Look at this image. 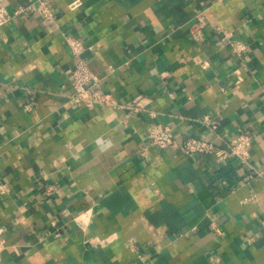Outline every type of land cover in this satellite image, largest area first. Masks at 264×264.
<instances>
[{
	"label": "crops",
	"instance_id": "0c3cea01",
	"mask_svg": "<svg viewBox=\"0 0 264 264\" xmlns=\"http://www.w3.org/2000/svg\"><path fill=\"white\" fill-rule=\"evenodd\" d=\"M0 1V264H264V171L182 148L249 131L264 170V0H48L52 19L42 0ZM67 35L114 105L70 99ZM153 122L178 145L151 144Z\"/></svg>",
	"mask_w": 264,
	"mask_h": 264
},
{
	"label": "built area",
	"instance_id": "2783aa9c",
	"mask_svg": "<svg viewBox=\"0 0 264 264\" xmlns=\"http://www.w3.org/2000/svg\"><path fill=\"white\" fill-rule=\"evenodd\" d=\"M82 0H72L69 3L71 8L81 5ZM40 11L47 19L54 17V9L48 0H42L40 4ZM25 7L19 6L15 13H20ZM11 18V13L7 7L0 1V25ZM205 20L202 12L198 13V19L194 23L192 34L196 38H203L204 36ZM67 41L74 54L78 56L75 66L72 71V84L74 90L69 94L70 99L75 101L78 105L87 108H93L99 103L111 104L116 103L111 92L106 91L101 86V76L94 72L87 59L82 57V52L85 49V43L77 36L67 35ZM230 48L239 54H242L247 49V42L243 39L232 38L227 34L223 37ZM204 66L207 61H204ZM148 101L146 96L139 93L134 96L127 105L134 111H141L146 109ZM203 121L210 127L217 135V123L211 120L210 115H204ZM147 138L151 144L165 147L168 145H178L174 136L173 126L161 122H153L149 125L147 130ZM225 145H219L211 138H204L198 136L187 137L182 148L187 154L192 153H206L213 155L218 161H223L229 158H235L243 163L249 165V173L247 177H252L256 173H263L264 170L256 167L250 161L251 146L253 143V134L249 131H238L231 137H224ZM51 188V187H50ZM11 191V187L6 182H0V193ZM55 223V221H54ZM3 227H0V247L2 245L1 234ZM59 231L55 232L58 236ZM134 245V242H133Z\"/></svg>",
	"mask_w": 264,
	"mask_h": 264
}]
</instances>
